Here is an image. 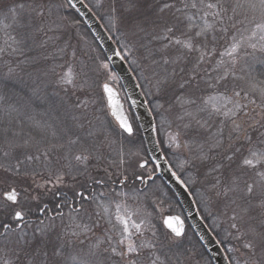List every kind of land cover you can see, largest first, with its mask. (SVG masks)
Here are the masks:
<instances>
[{"label":"snow or ice","instance_id":"1","mask_svg":"<svg viewBox=\"0 0 264 264\" xmlns=\"http://www.w3.org/2000/svg\"><path fill=\"white\" fill-rule=\"evenodd\" d=\"M66 7L76 5L72 0H15L0 8V31L7 36L0 60L25 57L15 67L4 61L6 78L17 80L21 92L28 86L17 69L36 62L26 56V49L37 35L46 37L39 44L44 48L78 24L62 13ZM249 10H258L261 19L248 21L254 26L245 42L237 34ZM124 11L127 18L115 6L111 9L112 27H123L121 48L126 50L114 55L139 67L150 85L149 114L161 116L160 127L169 129L167 140L158 143L187 153L178 165L181 171L206 166L209 191L232 207L231 230L219 243L242 242V264H264V0H127ZM229 38L217 58V44ZM69 48L66 42L59 51ZM141 50L142 56L131 58ZM70 55L75 58L76 50ZM99 67L109 70L108 63ZM61 68L48 70L56 77L54 83L66 94L69 86L82 90L87 81L78 85L80 73L74 66ZM109 79H116L111 71L100 85L98 102L116 121L111 131L99 116V128L88 119L96 100L61 99L59 107L53 106L51 121H36L27 116V103L4 106L6 96L0 95V173L7 178H0L5 185L0 187V264H144L145 251L150 264H180L179 256L173 261L168 252L186 235L184 221L165 215L164 231L158 234L151 213L142 212L140 204L152 194L159 164L150 167L139 151L125 152L123 139L134 137L137 130ZM39 80L37 76L30 86L27 101L40 97ZM26 120L31 121L27 127ZM113 131L121 138L118 149H113ZM152 131H158L155 124ZM169 171L187 188L181 176ZM129 200L138 207L135 213L122 214ZM257 210L258 216L253 215ZM132 215L142 219L137 223ZM132 229L139 237L150 231L151 237L137 243ZM239 251L227 248L229 253ZM228 259L229 264H241Z\"/></svg>","mask_w":264,"mask_h":264},{"label":"rangeland","instance_id":"2","mask_svg":"<svg viewBox=\"0 0 264 264\" xmlns=\"http://www.w3.org/2000/svg\"><path fill=\"white\" fill-rule=\"evenodd\" d=\"M90 2L93 4L94 9H96L99 12V14L101 15L102 20L104 21V24L106 25L107 29L112 34H114L113 36H114L115 40L119 43V45L121 46L122 43H125V38L122 34L123 33V27L120 26L119 30L114 29L112 27L113 13L111 12L112 7L115 6L117 9V14L123 16V13L125 14V12H124V8L121 6V4L124 6V1L123 0H90ZM98 3H100V5H101L100 7H97ZM66 10H68L67 7L64 9V11H66ZM246 15H247L248 19L245 21V24H244L243 28L241 29V31L237 34V39L245 40V42H247L246 38L250 35V32L248 30L254 26L252 23H249L248 21L259 22L261 19V16H260V13L258 10L255 12L250 11V10L246 11ZM240 19H244V16L242 15L240 17ZM77 26L78 25H76L75 27H72V28L64 29L62 34H61V38L59 40L54 39V40H50L48 42L52 43L54 50H56L58 47L59 48L65 47L66 42L70 43L71 48H69L68 51L65 53V60H64L62 65L66 66L68 64H71L74 66V69L79 73V70L82 68V65L80 63H78L80 54H82L81 56H83L84 51H87V52H92L96 56H99V51L94 46L93 41H92V39H90L89 36H87L83 31H81L82 35L79 34V32L77 31L78 30ZM129 38L131 39V37H129ZM44 39H46V38H41V40L39 41V44ZM251 42H258V40H254ZM228 43H230V38L229 39H222L219 41V43L216 46L217 47V58L219 57V53L224 51V48L226 47V45ZM78 44H79L78 47H80L83 50L82 52L78 51V49H77ZM72 49L76 50L75 58L71 57V55H70ZM122 51L124 53V51H126V50L122 49ZM142 55H143V52L141 50L138 52H134L133 56L131 58L136 59ZM46 56L53 58L51 47L46 48ZM225 59H227V57H225ZM102 62L108 63L102 59L97 61V68H98L97 70L98 71L96 72V77H95V79L97 81L96 86L95 87H92L91 85H90V87L83 86L82 90L80 89V87H78L71 92V97L73 98L74 102L78 99L81 101H83V100H89V101L96 100L97 101L96 104H94V105L90 104V106H89L88 113H87L88 119L92 120L93 125H95V126H97V128H99L100 121L96 120V117L99 116L100 120L104 121L105 127H107L110 131L115 129L116 128V121L110 115V113H108L106 116L110 119L111 123H109L107 121L108 119L105 117V112H104V117L98 112V106H99L98 104H100L98 101H99V97H100V93H101L100 85L103 82H105V78L108 74V71H111L112 73L115 74L116 79L115 80L109 79L107 82L118 89L119 93L122 96V100L124 102L125 109H126L128 115L130 117V120H131L134 128L136 129V126L134 124V121H137L135 114H134L133 110L130 109L131 106L129 107L130 104H128L129 101H128L125 93L122 92V90H121V82L119 81L118 76L116 75V73L114 71H112L110 69V66H109V70L101 69L99 67V65ZM130 65L136 71V75H137L136 77L138 78L140 83L143 84L145 87L144 90L146 93V95H145L146 99L147 100L152 99V97L147 95V91L150 88V85L142 78L141 69L139 67H137L136 65H133L131 63H130ZM12 66L15 67V63L14 64L12 63ZM51 68H55L56 72H61L63 70L61 68V65L59 67H52V66L48 65V67L46 68L45 71H47L48 75H50L52 78H54L55 76L53 75V73L51 71H48ZM17 70L21 71L20 69H17ZM6 71H7V67H6ZM45 71H40V72L44 73ZM80 83H81V79L79 77L78 85ZM69 88H72V87L69 86L68 89ZM259 113H260V109L257 108L256 109V119L257 120L260 119ZM154 114H156V113L154 112ZM172 118H173L172 116H169V119H172ZM156 121L158 122L159 135L163 141H166L167 140L166 133H167V131H169V129L167 128V125H164V127H160L161 116H159L157 114H156ZM26 127H27V125H26ZM174 127H175V125L173 126V128ZM156 133H157V131H156ZM113 138L117 141V143L115 145H113V149H118L120 147L121 138L118 135H116V133L114 131H113ZM137 139H138L137 133L132 138L125 137L123 139L124 150L126 153L139 151L141 156L145 157V155H144L145 154V152H144L145 146L141 141H139V140L137 141ZM165 146H166V144H165ZM166 148H168V147L166 146ZM169 150H171L169 152H170V157L172 158V160L174 162L173 163L174 167L176 168L178 173L182 174V176L184 177V181L186 183L195 185L194 196L196 195L198 197V200L201 201V203H202L201 207L204 210V212L205 213L210 212L212 214V215H209L210 223L212 224V226L216 230L221 228V233H222V236L224 237L226 231L231 230L230 224L232 221L229 218L232 215V207L231 206L226 207V202L223 199L215 197V195L209 191L211 183L206 185V183L204 181V178H205L204 175L202 178L197 177L198 173H200L199 168L197 170V168H191V167L185 166L183 171L180 170L178 165L187 156V153L184 150H182V149L181 150L169 149ZM115 157H116V152L113 151L112 152V158H115ZM135 159H136L135 157L132 158L133 163H134ZM0 178L7 179V178L3 177L2 173H0ZM154 181L155 182L153 184H151L152 194L149 197V199H150L149 202L154 207V209L156 210L155 212L158 214V219L161 220L164 215H166L168 213H170V214H174V213L171 212L170 204L166 201V197H168V193H167L166 189L164 188V185L162 184V182L159 179H155ZM0 187H5V185L1 184ZM137 207H138V204L136 201L129 200L127 202V209L126 210L121 209V213L122 214H125V212L135 213ZM140 207L142 209V212L146 211L148 213H151L150 222L152 224V218L155 216L153 211L151 209L147 208L146 202H141ZM110 211L113 214L116 212V208L114 205L111 207ZM141 219H142V215L141 216L132 215V221L139 223ZM130 224H131V221H130ZM147 226L148 225L145 224V228H147ZM132 231L134 233L133 239L137 243H139L141 239L150 237L149 231H145L143 237H139L138 235H136L134 229H132ZM232 231H234V230H232ZM191 239H192L191 236L186 238L184 241L182 239L181 240V242L183 241L182 246L184 247V245L186 244L185 241L188 240V241H190L189 243H191L195 247V243ZM234 241H235L234 239L228 240L226 242L227 243L226 249L228 247H232V246L239 248L240 249L239 252H236V253H229L228 252V253L230 254L233 261H235L236 259H239L241 261V264H242L243 259L245 258V251L246 250H244L242 248V242L234 243ZM181 242L179 244H181ZM199 252L202 255V258L199 261L196 260V258L193 255H190L191 254L190 253L188 256L185 255V257H183L181 259V261L179 259L180 264H211L210 259L205 254H202L201 250ZM142 259L144 261V264H150V255H149L148 251H145L143 253Z\"/></svg>","mask_w":264,"mask_h":264},{"label":"trees","instance_id":"3","mask_svg":"<svg viewBox=\"0 0 264 264\" xmlns=\"http://www.w3.org/2000/svg\"><path fill=\"white\" fill-rule=\"evenodd\" d=\"M85 1L93 9V11L99 16L102 23L104 24V21L102 20L101 15L99 14V12L96 9H94L93 4L90 2V0L89 1L85 0ZM123 1H124V6L121 3L120 4L123 8H125V7H127V0H123ZM14 2H15V0H0V8H4L7 5L12 4ZM61 11L64 15L69 16L70 21L73 19L78 21V24H77L78 30L77 31L79 32V34L82 35L81 31H83L87 36H89L90 39H92L94 46L99 51V56H96L92 52L84 51L83 56H81L82 54H80V57L78 60V63H80L82 65V68L79 70L81 82L84 80L87 81V83L84 84L83 86L90 87V85H91L92 87H95L96 82H97L95 77H96V72L98 71L97 70L98 69L97 68V61H99L101 59L104 60L105 62H108V61H107L102 49L100 48V46L98 45V43L96 42L94 37L92 36L89 29L84 24L82 18L77 14V12L74 9H70V8H68V10H66V11H64V9H62ZM128 15L129 14L126 12H125V14L123 13V16H125L126 18L128 17ZM104 26L106 27L105 24H104ZM106 29H107V27H106ZM109 33L113 37V39L115 40V38L113 36L114 34H112L110 31H109ZM12 34H15V33H12ZM41 38H46V37H44L42 34H38L36 37L35 43H31L29 49H26V56L29 58H35L36 62L32 63L30 60L28 63L22 65L23 71L17 70L18 78H22L23 81L25 82V85L28 86V87H24L23 92L20 91L21 85L17 82V80L6 78V72L7 71H6V66H5L4 61L5 60H11V62L14 64L17 61L24 60L25 57H11V58L4 57L3 60H0V95L6 96V99L4 101V106H6L7 104H17V106H20V105L27 103V108H26L27 116L32 117L36 121H51L53 116H54L53 106L59 107L61 99H63V100H69L70 99L71 102L74 103V100L71 97V92L74 89L69 88L68 92L66 94L63 89L59 88L54 83V81L56 79L55 77L52 78L50 75L44 76L43 73L40 72V71H45L46 68L48 67V65H50L52 67H59L60 65H62L64 60H65V53H66V52L61 53L59 51V49L61 47L60 48L58 47L56 50H54L51 42H48L44 48H41L39 46V41L41 40ZM6 39H7V36L2 31H0V46H3L4 41ZM116 43H117L121 53L123 54L121 46L119 45V43L117 41H116ZM78 46H79V44L77 45L78 51L82 52L83 50ZM48 47H51L53 58L46 56V48H48ZM127 62H128V60H127ZM1 63L2 64L4 63V64L2 65ZM128 64L130 65L129 62H128ZM130 67H131L132 71L134 72L135 76H137L136 71L132 68L131 65H130ZM110 69L113 71V69L111 67H110ZM30 76H31V78H30ZM37 76L40 77V80H39V83L41 86L40 97L39 98L32 97L31 101H27L26 97L28 95H30L29 88L33 84V81L35 80V78ZM258 78L260 79L261 77H258ZM138 82L141 86L142 91L146 95L145 90H144V88H145L144 85L141 84L139 80H138ZM121 90L123 92L122 87H121ZM21 97H24V99H22ZM98 105H99L98 106V112L104 117V112L100 110L101 104H98ZM129 107H130V105H129ZM130 109H132V108L130 107ZM153 115H154V118L156 121V114H154V112H153ZM105 117L108 119L107 121L109 123H111L110 119L106 115H105ZM30 123H31V121H28V120L25 121L26 125H28ZM134 124H135L136 130H137L136 131L137 136H138L137 141L139 140L144 144L143 137L141 134V130L138 126L137 121H134ZM156 126L158 129V122L157 121H156ZM157 133H158L157 136H158L159 142H163L158 131H157ZM160 145H161L166 157L168 158V161L170 162V164L172 165L174 170L178 173V171L174 167V164H173L174 162H173L172 158L170 157L169 151H171V150L166 148L164 143H160ZM144 152H145V154H144L145 157L149 159L148 154L146 152V149H144ZM152 166H154V163H152L150 161V167H152ZM198 168L200 170V173H198L197 177L202 178L205 171H206V166H198ZM178 174L184 180V177L182 176V174H180V173H178ZM155 179H159L162 182V184L164 185V188L166 189V191L168 193V197H166V201L170 204L171 212L182 215L184 217L182 207L180 206V203L177 201L176 196L173 193V191L167 185H165V183L160 179V177L156 176V177H154V180ZM204 181H205L206 185L210 184L211 178L210 177L207 179L204 178ZM186 184H187V187L190 190L191 194L193 195V197H195L194 199H195V202L197 204V207L199 209V212H200L202 218L205 220L207 225L210 227V229L216 235L218 240L222 241L224 237L222 236L221 228L216 230L212 226V224L210 223V217H209V215H212V214L210 212L209 213L206 212L208 214L207 215L201 207L202 206L201 201L198 200V197L196 195L194 196L195 185L194 184H188V183H186ZM149 200L146 202V206H147V208L151 209L155 215L152 218V225L155 226V228L158 230V234H159L160 231H164V230L161 227V220L158 219V214L155 212L156 210L150 204ZM67 211L68 210L65 209V212H67ZM168 214H170V213H168ZM253 215L258 216V210H257V212H254ZM149 233H150V231H149ZM185 233H186V235L184 236L183 241L186 238H188L189 236H191V238H192L191 240L194 241L195 247L191 243H189L190 241H188V240L185 241L186 244L184 245V247L182 246L183 241L178 246L172 245L171 251H169L168 254L173 257V261H175L176 255L179 256V259L181 261V259L183 257H185V255L188 256L190 253H191L190 255H193L196 258V260L199 261L202 258V255L199 252L200 250H201L202 254H205L210 259L208 253L206 252L205 248L199 242L198 238L196 237L194 231L189 226V224H187V229H186ZM150 237H151V233H150ZM227 241H224L223 243H221L223 245V247L225 248L226 252H227V249H226V244H227L226 242ZM236 242L237 241L235 240L234 243H236ZM227 254H228V257H231L228 252H227ZM210 261H211V259H210ZM211 264H213V263L211 262Z\"/></svg>","mask_w":264,"mask_h":264},{"label":"water","instance_id":"4","mask_svg":"<svg viewBox=\"0 0 264 264\" xmlns=\"http://www.w3.org/2000/svg\"><path fill=\"white\" fill-rule=\"evenodd\" d=\"M72 2L76 5L74 10L82 18L84 24L89 29L92 36L104 52L109 65L121 82V86L141 130L149 159L154 163V165L159 164V167L156 168L155 175L159 176L162 181L173 191L184 213V217L179 214L166 215H179L184 221L185 232L187 224H189L199 242L205 248L213 264H229V257L223 245L219 243L216 235L212 232L205 220L202 218L190 190L188 187L185 188L181 186L175 180V178L172 177L169 168H171V171L175 170L172 168L168 159L166 158L160 143H158L159 140L157 133L152 131L153 124L156 125L155 118L153 113L151 115L149 114L148 108L150 106L146 104L147 99L139 85V82L127 60H121L120 57L114 55L116 51H120L116 41L110 35L99 16L93 11V9L85 0H72ZM77 9L79 11H77ZM109 57H111V59H108ZM110 86L116 93L115 98L122 106L124 115H126L130 120L121 94L117 88L111 84Z\"/></svg>","mask_w":264,"mask_h":264},{"label":"flooded vegetation","instance_id":"5","mask_svg":"<svg viewBox=\"0 0 264 264\" xmlns=\"http://www.w3.org/2000/svg\"><path fill=\"white\" fill-rule=\"evenodd\" d=\"M186 229H187V227H186Z\"/></svg>","mask_w":264,"mask_h":264}]
</instances>
